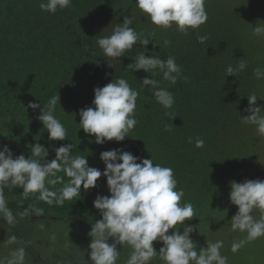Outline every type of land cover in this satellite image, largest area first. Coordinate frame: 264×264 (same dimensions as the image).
Listing matches in <instances>:
<instances>
[{"label":"trees","instance_id":"16d2710c","mask_svg":"<svg viewBox=\"0 0 264 264\" xmlns=\"http://www.w3.org/2000/svg\"><path fill=\"white\" fill-rule=\"evenodd\" d=\"M41 2L0 0V145L7 144L16 155L24 153L27 157L30 153L26 145L40 143L48 148L47 159L51 160L55 157L53 145L73 143L77 146L73 154L87 156L89 166L101 170L105 166L99 159L100 153L113 148L152 158L154 164L174 170L177 190L185 192L181 202H191L196 213L193 218L200 219L202 215L198 213L212 198L215 202L220 200L221 159L235 158L238 153L248 156L249 147L259 143V137L255 138L259 135L256 126L242 123L240 115H249L244 111L248 107L246 96L255 93L264 98V78L257 79L253 71L257 67L264 71V36L253 32L257 21L264 24V9L250 7L253 4L248 2L226 9L218 0H205L207 22L184 34L176 31L175 25L164 30L145 20L134 0H71L67 8L57 9L54 14L41 10ZM241 8L248 9L251 15L244 16ZM124 16L133 19L130 26L137 32L146 35L156 30L153 40L158 46L149 43L146 55L155 51L162 59L173 56L182 67V77L174 85L163 80L162 73L153 77L173 93L175 103L167 111L174 113V119L166 116V110L156 102L152 92L139 84L143 77L152 78L151 75L143 70L132 73L126 68L136 55L146 50L143 46H134L121 58L102 57L96 41L109 35ZM205 35L208 39L198 42L197 37ZM165 40L171 43L165 46ZM241 59L247 61V67L236 76H226V68L235 67ZM119 77L127 79L140 93L135 110L138 123L124 141L98 145L94 136L79 128L78 113L92 106L94 88ZM53 95L60 97L55 115L66 127L68 140L49 142L47 131L42 130V123L36 119L39 110L25 109L30 101L46 103ZM256 104L264 105V100L258 97ZM165 125L171 130L166 131ZM197 139L204 140L203 147H196ZM55 187L58 189L60 185ZM5 191L8 206L17 216L29 204H35L43 209V214L24 218L49 216L76 223L100 219L93 201L97 193L109 195L103 176L96 188L87 191L82 188L81 196L63 206L36 201L35 194L25 199L21 188ZM0 222L2 229L27 241L18 228ZM153 243L157 251L162 246ZM28 249L33 250L30 245ZM118 250L120 257L116 264H124L131 249L124 245L121 249L118 246ZM88 253L86 259H90ZM151 264L163 262L154 258Z\"/></svg>","mask_w":264,"mask_h":264},{"label":"clouds","instance_id":"9594fccd","mask_svg":"<svg viewBox=\"0 0 264 264\" xmlns=\"http://www.w3.org/2000/svg\"><path fill=\"white\" fill-rule=\"evenodd\" d=\"M134 2L145 14V20L164 30L175 25L176 31L187 34L189 29L197 30L208 20L205 0ZM70 4L71 0H42L39 7L54 14L57 9L63 10ZM132 24L133 19L124 16L123 22L117 23L109 35L98 38L96 43L103 52L102 57L121 58L134 46H143L146 50L136 55L134 62L126 68L132 73L143 70L151 75L152 78L143 77L139 84L149 89L156 102L166 110L165 115L174 119V113L167 110L173 107L175 97L153 77L162 73L163 80L174 85L182 77V67L173 56L162 59L155 51L146 55L149 43L158 46L153 40L156 30L145 35L131 27ZM253 32L256 36H264V24L257 23ZM197 39L203 43L208 37L198 36ZM170 43L164 41L165 46ZM96 64L99 66V61ZM108 66L113 68L109 63ZM246 67L247 61L241 59L235 67L229 65L226 68V76H236ZM253 71L257 79L264 78L261 68ZM139 95V91L123 77L113 78L105 86L94 88L92 106L79 110V128L86 135L94 136L98 145L124 141L138 123L135 110ZM246 97L248 107L244 111L249 115H240V120L244 124L255 125L257 133L264 136V105L256 104L258 97L261 100L264 98L255 93ZM58 103L59 95H53L46 103L30 101L27 108L24 107L26 111L39 110L36 119L42 123V130L47 131L49 142L67 139V129L55 115ZM165 130L171 129L165 125ZM195 145L203 147L204 140L197 139ZM52 147L55 157L48 160L49 150L40 143L26 145L30 153L27 157L24 153L16 155L7 144L0 145V220L8 226L14 227L17 220L8 206L5 189L13 191L21 188L25 199L35 194L36 201H43L49 206H63L66 201L81 196L82 188L85 191L96 188L97 181L103 176L109 195L97 193L93 201V207L99 211L101 218L90 223L87 233L91 238L88 246L90 259L82 257V264H116L120 257L118 246L121 249L124 245L131 249L124 264H151L154 258L163 264H228V257L220 251L224 246L223 240H206V247H202L192 238L200 222L198 225L185 223L196 217V213L191 202H181L185 192L177 190L178 181L171 167L154 164L152 158L134 155L123 148H113L100 153L99 159L105 166L101 170L89 166L87 156L73 154V149L77 147L73 143ZM56 185L60 187L57 189ZM229 188V202L238 208L229 220L231 230L246 233L244 239L233 240L230 250L236 253L245 244L264 236V180H231ZM254 210L259 212V218L252 214ZM32 214L42 215L43 209L29 204L18 213L22 218ZM153 242L162 245L158 251ZM4 243L15 244L16 247L7 256L0 257V264H25V245L28 242L13 234Z\"/></svg>","mask_w":264,"mask_h":264},{"label":"rangeland","instance_id":"374dc122","mask_svg":"<svg viewBox=\"0 0 264 264\" xmlns=\"http://www.w3.org/2000/svg\"><path fill=\"white\" fill-rule=\"evenodd\" d=\"M243 2L253 4L250 7L260 6L261 9H264V0H218L217 3L226 9H235L237 4ZM241 10L244 16L251 15L248 9L241 8ZM258 137L259 143L255 146L252 144L248 149L249 157L246 154L243 157L241 153H238L235 158L221 159L223 160L221 164L223 170L219 171L221 183L218 184L222 189L220 200L217 199L218 201L215 202V199L212 198L210 203L206 202V208L198 213L202 215L200 221L194 218L191 221H186L188 224L195 223L192 225H198L200 222L197 232L192 234V238L199 246L206 247V240L224 241V246L220 251L222 255L228 257V264H264V236L245 244L236 253L230 250L233 240L244 239L246 233L231 230L229 220L238 208L229 202V181L243 182L245 179L257 178L264 180V136H255V138ZM252 214L259 218L257 210H254ZM16 220L15 227L25 234L28 241V245H25V264H82L81 258L85 256V253L90 252L88 246L91 238L87 235L90 231V223L54 220L49 216L36 219L22 218L16 215ZM13 234L2 229L0 224V257L7 256L16 247L15 244L4 243L8 236ZM109 242H111V238ZM29 245L33 250L28 249ZM70 260L71 262H69Z\"/></svg>","mask_w":264,"mask_h":264}]
</instances>
